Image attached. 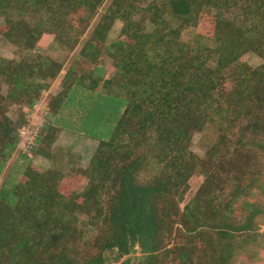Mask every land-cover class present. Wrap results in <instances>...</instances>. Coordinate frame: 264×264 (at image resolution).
<instances>
[{
	"label": "trees",
	"instance_id": "16d2710c",
	"mask_svg": "<svg viewBox=\"0 0 264 264\" xmlns=\"http://www.w3.org/2000/svg\"><path fill=\"white\" fill-rule=\"evenodd\" d=\"M104 3L0 0V39L31 50L50 33L70 52L80 45L47 110L55 120L76 104L77 121L63 127L98 141L85 168L26 165L2 181L0 264L256 261L264 248V0H111L99 13ZM117 19L119 38L107 44ZM63 67L48 56H0V178L28 110ZM61 129L43 126L30 154L53 157ZM196 132L207 133L203 157L191 149ZM194 175L202 182L185 201Z\"/></svg>",
	"mask_w": 264,
	"mask_h": 264
},
{
	"label": "rangeland",
	"instance_id": "374dc122",
	"mask_svg": "<svg viewBox=\"0 0 264 264\" xmlns=\"http://www.w3.org/2000/svg\"><path fill=\"white\" fill-rule=\"evenodd\" d=\"M110 2L111 0H105L103 6L99 9V13L103 12L105 7ZM234 12L235 10H232V13H227V16H231ZM95 23L96 19L92 21L84 37L91 32ZM121 27L122 22L118 19L115 20L108 34L106 40L107 44L114 42L119 38ZM79 46L80 45L70 52L67 46L56 42L54 40V35L50 33L43 34L36 47L31 50L20 49L3 38L0 39L1 57L14 60H33L36 56L42 55L51 57L58 61H64V67L58 77L50 82V87L47 90L42 92L41 100L31 110H28L29 123L26 125L30 127L31 135L35 134V138L40 129L50 122H54L55 124L57 123V125L61 126L62 129L51 149L53 157L46 158L42 155H34L33 153L30 154L32 149L26 151V142L24 139L19 137L20 141L18 149L8 161L0 178V184L8 176L10 178H14L21 175L19 172L26 165H33L41 169L56 167L62 171H69L72 168H85L88 165L90 158L97 147L98 141L77 131L76 129H72L70 124H68L67 127H63L64 124L70 122L74 123L77 121V117L80 115L79 107L76 104L69 106L67 109H64L62 113L55 118V120L49 116L47 110V103L49 99L61 90L62 77L73 56L78 51ZM102 57L106 61L107 76H111L113 74L111 59L106 54H103ZM242 60L254 66L260 63V59L252 54L244 55ZM14 113L15 108H11L9 110V115L15 118ZM56 120L60 121L56 122ZM206 135L207 133L204 134V132H196L192 137L191 149L200 157H203L206 151V145L204 144L203 139ZM27 153L29 154L25 156L24 154ZM201 182V176L194 175L190 178V188L185 196V201H188L195 194ZM260 231L264 232V225L261 226ZM237 264H264V248L260 251L259 257L256 261L247 262L241 258Z\"/></svg>",
	"mask_w": 264,
	"mask_h": 264
},
{
	"label": "built area",
	"instance_id": "2783aa9c",
	"mask_svg": "<svg viewBox=\"0 0 264 264\" xmlns=\"http://www.w3.org/2000/svg\"><path fill=\"white\" fill-rule=\"evenodd\" d=\"M47 113V112H46ZM45 123V120H44ZM19 137L25 140L26 142V151L31 150L35 145V134L31 135V130L29 126H23L19 131Z\"/></svg>",
	"mask_w": 264,
	"mask_h": 264
}]
</instances>
